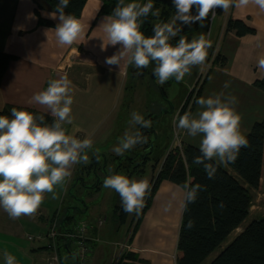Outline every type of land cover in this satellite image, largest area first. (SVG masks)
Returning a JSON list of instances; mask_svg holds the SVG:
<instances>
[{"label":"crops","instance_id":"crops-1","mask_svg":"<svg viewBox=\"0 0 264 264\" xmlns=\"http://www.w3.org/2000/svg\"><path fill=\"white\" fill-rule=\"evenodd\" d=\"M103 2L85 1L77 16L83 25L82 35L71 46H60L52 30L59 21L50 17L49 13L53 10L47 5L42 2L40 14L50 19L52 25L38 22L34 0H0V50L17 56L8 64L0 82V110L9 104L50 115L46 106L32 101V96L46 88L50 79L66 74L72 81L74 96L73 123L66 127L70 134L82 138L91 136L94 141L93 150L88 153L89 162L75 165L71 177L63 185L57 186L53 193H46L35 213L11 218L0 209V264H5V253L14 255L17 264H49L48 258L53 254L58 256L56 264H77L70 248L60 246L57 240L51 238H36L37 235H45L53 223H60L64 219L66 207L67 212L73 214V221L84 219L75 217L80 212L94 225L90 232V237L96 240L92 249V264H116L120 258L116 243L122 239L119 230L126 223L127 212L124 221L118 222L114 209L116 205H121L120 196L118 203L110 206L104 203L98 205L94 202V195L97 193V198L100 197L103 180L110 170L127 175L119 159L142 151L140 146H136L120 156L112 150L128 130L130 114L139 111L141 99L134 94L133 87L135 99L132 96L131 100L124 102L130 66L121 62L119 69L117 65L106 63V58L115 54L120 46L107 45L102 48L103 42L107 43L102 25L111 14L100 12ZM237 5L238 0H235L233 6L224 10L223 14H217L215 9L210 10L208 17L197 21L196 30L183 35L191 40L201 33L206 34L212 45L207 50L205 63L194 66L185 76L183 83L186 93L176 112L207 70L199 97L221 91L235 96V107L241 115V130L246 134L254 122L264 120V90L254 85L256 80L264 78V67L259 64L260 59L264 58V11L254 3ZM228 17L243 20L255 29V33L238 36L233 31L225 32ZM218 52L226 57L223 65L212 64ZM225 82L230 85L227 89L224 88ZM133 85L139 83L134 81ZM198 107L195 103L191 111L195 113ZM141 113L145 117L152 114L153 125L161 124L162 112L145 110ZM154 130L153 144L159 147L164 142L163 146L168 147L173 138L172 134L167 133L168 128L164 127L166 133H162V139L156 126ZM179 136L184 145L199 148V136L189 137L181 130ZM152 175L153 171L148 167L130 178H147L150 182ZM66 198H70L67 206L64 205ZM182 209L179 185L162 180L129 241L128 251L137 257L134 264H176V242ZM109 217L111 227L104 225ZM98 220H102V223L98 224ZM28 235L35 238L29 240Z\"/></svg>","mask_w":264,"mask_h":264},{"label":"clouds","instance_id":"clouds-1","mask_svg":"<svg viewBox=\"0 0 264 264\" xmlns=\"http://www.w3.org/2000/svg\"><path fill=\"white\" fill-rule=\"evenodd\" d=\"M175 14L169 22L157 23L153 35L146 36L141 31L143 18L149 14L159 15L154 10V0H117V6L103 22L107 45H119V50L106 58L109 65L121 62L125 66L139 70L154 64L153 75L157 83L164 85L170 79L181 82L190 74L194 66L203 65L212 41L206 34L188 40L180 35L182 26L201 22L210 10L232 7L235 0H172ZM70 0H59L55 10L49 13L58 19L54 29L55 40L60 46H71L83 33L81 21L65 8ZM254 3L264 11V0H238L237 6ZM195 7L196 13L192 9ZM180 35L178 43L171 40ZM259 64L264 67V58ZM225 82L224 88L229 87ZM32 101L46 106L52 120L48 122L44 114L28 110L11 109V116L0 115V209L11 218L35 213L44 201L46 193H53L72 175L73 167L89 162V151L93 150L91 136L79 138L70 134L66 125L73 123L74 103L72 81L65 74L50 79L47 87L34 93ZM199 106L193 113H176L175 127L189 137H200L199 151L193 163L202 165L208 178H214L219 164L234 162L240 149L248 145L241 130V115L235 105V96L223 91L199 97ZM129 128L113 147L117 155H124L137 145L147 143L148 137L141 129L151 128L152 120L144 114L133 111L128 121ZM103 186L116 191L125 212L139 213L145 204V197L151 189L147 178H130L124 173L110 170L103 180ZM182 205L194 203L200 191L199 183L188 181L179 186ZM189 227L192 222H189ZM5 264H17L14 255L5 253Z\"/></svg>","mask_w":264,"mask_h":264},{"label":"trees","instance_id":"trees-1","mask_svg":"<svg viewBox=\"0 0 264 264\" xmlns=\"http://www.w3.org/2000/svg\"><path fill=\"white\" fill-rule=\"evenodd\" d=\"M85 1L70 0L65 12L76 17L79 16ZM103 1L100 12L112 13L117 6V0ZM34 2L38 22L52 25L53 22L50 19L41 16L40 9L43 2L54 11L59 0H34ZM156 9L159 10L158 16L149 14L146 18H143L141 31L146 36L153 35L154 25L168 22L170 18H173L176 11L172 0H154V10ZM192 12L193 14L196 13L195 7H193ZM215 12L223 14L224 9L216 7ZM197 26V22L183 25L180 35L196 30ZM224 31H233L238 36L255 33L252 26L247 25L241 19L232 17L226 19ZM180 35L173 38L171 43L176 44ZM14 59H17L16 55L0 50V82L8 64ZM225 63L226 57L219 52L212 59V64L223 65ZM145 72V74L150 73L154 76L153 71ZM128 73L129 83L125 87L124 97L126 99H128L130 91L134 87L132 84L134 80L136 78L140 80L143 77H137L132 66H130ZM207 73L206 70L198 79L195 87L188 93L179 109L181 114L188 106L192 110L206 80ZM130 79L132 82H130ZM254 85L264 90V78L256 80ZM12 108L44 114L48 122L52 120L50 115L43 112L9 104L0 110V115L11 116ZM151 117L152 114H148L145 118L149 119ZM141 131L148 137L147 143L137 145L141 147L142 151H145L142 154L143 160L141 163L134 164L132 168L126 169V172L130 177L133 174L142 173L149 166L153 171V175L150 180L151 189L145 197L144 207L138 214L134 213L131 219V222L134 219L132 234L162 180L171 181L179 186L191 180L192 183H199L204 186V189L200 191L194 203H190L182 209L176 242V264H264V215L250 218L249 223L229 239L231 234L241 227L244 220L249 217L252 201L251 189H257L260 185L264 167V120L252 124L249 132L245 134L248 145L240 149L234 162L219 164L218 170L212 179L208 178L202 165L193 163L194 158L201 154L198 147L185 144L181 148L164 147L162 151L160 147L153 144L154 140L150 138L151 133L153 137L155 135L154 128H143ZM148 146L150 147L147 148ZM158 150L161 152H158ZM160 153L162 156L164 155L162 159L159 158ZM93 165L94 163L91 164V167ZM121 166L123 165L121 164ZM114 215L118 222L124 221L126 212L122 205H116ZM63 218L60 223L56 222L59 232L71 229L76 222L73 221V214H70L67 210ZM190 221L192 222L191 227L188 226ZM55 240L59 242L60 246L72 250L71 242L65 237L58 236ZM94 243L91 244L92 249ZM214 253L215 255L209 260ZM59 257H61L60 254ZM136 259L137 257L132 252L125 251L116 264H134L133 262Z\"/></svg>","mask_w":264,"mask_h":264},{"label":"rangeland","instance_id":"rangeland-1","mask_svg":"<svg viewBox=\"0 0 264 264\" xmlns=\"http://www.w3.org/2000/svg\"><path fill=\"white\" fill-rule=\"evenodd\" d=\"M154 67H155L154 64H150L147 68L139 70V74H137L138 70L132 66V69H134V72L137 75V77H139V76L142 77V76L146 75V76L142 77L140 80H134V81H136L137 84L139 83V85L134 86L133 92H134V94L138 95V98L141 99L139 112L140 111L142 112L145 110L152 112V113L162 112L161 124L158 123L159 124L158 125L157 123H155L153 125V123H152V128H154V126H156V130L157 129L159 130V132L157 130V133L161 137V139H162V133H166V131L163 130L164 127H167L168 128L167 133H170V135L172 134V136L174 137V133L176 130L175 124H174L175 116L177 113L176 111H177V107L179 106V103L182 101V99L186 93V87H185L183 81L177 82L174 79H170L164 85L158 84L156 77L152 76L150 73L145 74L146 73L145 71H147V72L153 71ZM130 82H132L131 79H130ZM142 85L144 87H142ZM132 96L134 98V95H132V91H130V94L128 96V100L125 99L124 102L127 103V101H129V99L131 100ZM143 101H145V102L143 103ZM130 103H128L127 105H129ZM188 109H189V107L186 110H184V112L188 111ZM172 112L174 113V115H172ZM178 112H180V111H178ZM149 119H151V118H149ZM152 136H153V134L151 133L150 134L151 139L154 138ZM172 140H173V138H172ZM158 143H157V145H158ZM163 144H164V142H161V145H159V147L162 149V151L164 149ZM171 145H172V142L170 143L169 148L171 147ZM182 145H184V144L182 143ZM158 152H161V151L158 150ZM164 152H165V150H164ZM143 153H145V151H141L140 153H138L136 155L124 157V158L119 159V160H122L121 164L124 166V169H129V168H132V166L134 164L142 162V160H143L142 154ZM163 156L161 155V153L159 154V158L161 157V159H162ZM148 167L149 166H147V168ZM262 176L263 177H262V180L260 181L259 187L257 189L251 190L252 201H251V206H250L249 217L244 220L241 227H239L236 231H234L231 234V237L229 239H231L236 233L240 232L242 230V228L245 227L249 223L250 218L264 215V169H263ZM99 194H100L99 198H97V195H98L97 193L94 195V199H95L94 202H96L98 205H101L104 203L106 205L110 204V206H113V205L117 204L119 201L118 193L116 191L110 189V188H105L103 186L101 189V192ZM69 200H70V198H66V202H64V205L66 204V206H67V203L69 202ZM80 205H82V204L80 203ZM65 209L67 210L68 207H66ZM133 214L134 213H128L127 212L126 223L121 225V228L119 230L121 232L122 239L116 243L118 255L121 252L120 244L123 241H126V239H128L129 232L131 231L130 229H132V227L134 226L133 225L134 219L131 222V219H132L131 217H133L132 216ZM109 215H110V213H109ZM75 217H77V218L80 217V218L85 219L86 216H84L83 213L78 212L75 214ZM85 220H87V219H85ZM104 225H106V226L109 225L110 227L112 226V220H110V217H109V220L106 223H104ZM117 252H116V254H117ZM214 255H215V253L210 256L209 260ZM54 264H56V263H54Z\"/></svg>","mask_w":264,"mask_h":264},{"label":"built area","instance_id":"built-area-1","mask_svg":"<svg viewBox=\"0 0 264 264\" xmlns=\"http://www.w3.org/2000/svg\"><path fill=\"white\" fill-rule=\"evenodd\" d=\"M197 83H198V81L196 82V84ZM174 124H175V122H174ZM179 135H180V130H178L176 128L175 133H174V137L172 140L171 149H173L175 147H178V148L182 147V143L180 141ZM77 137L82 138L81 136H77ZM97 223L101 224L102 220H98ZM93 228H94V225H92L89 221H87L85 219H80L74 223V225L72 226L71 229L59 232L58 231L59 229L57 228L56 223H53L45 235H43V236L37 235L36 238H45L46 237V238H51L52 240H55L58 236H63L71 242L72 251H73L75 258L77 260V264H92V247H91V244L96 241L90 237V232ZM132 229H133V227H132ZM132 229H130L131 231L129 232L128 239H126V241H123L120 244L121 252H120L118 257H120L122 255V253H124L125 251H128L129 239L132 235ZM27 238L29 240H33L35 238V236L28 235ZM48 262L50 264L57 263L58 262L57 254H53L52 256H50L48 258Z\"/></svg>","mask_w":264,"mask_h":264}]
</instances>
